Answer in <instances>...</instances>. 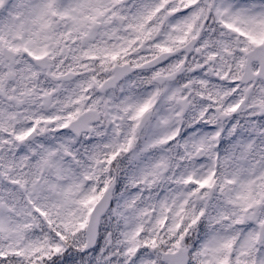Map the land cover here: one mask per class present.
I'll list each match as a JSON object with an SVG mask.
<instances>
[{"label": "snow or ice", "instance_id": "obj_1", "mask_svg": "<svg viewBox=\"0 0 264 264\" xmlns=\"http://www.w3.org/2000/svg\"><path fill=\"white\" fill-rule=\"evenodd\" d=\"M0 264H264V0H0Z\"/></svg>", "mask_w": 264, "mask_h": 264}]
</instances>
